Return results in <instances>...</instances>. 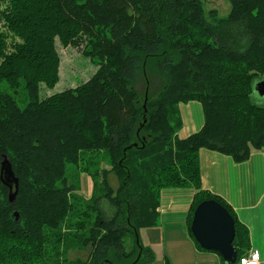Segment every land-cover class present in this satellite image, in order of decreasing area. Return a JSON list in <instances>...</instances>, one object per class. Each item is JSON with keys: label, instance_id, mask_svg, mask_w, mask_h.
<instances>
[{"label": "trees", "instance_id": "obj_1", "mask_svg": "<svg viewBox=\"0 0 264 264\" xmlns=\"http://www.w3.org/2000/svg\"><path fill=\"white\" fill-rule=\"evenodd\" d=\"M228 1L229 14L209 21L201 0H0V162L18 178L13 203L0 182V264H151L139 231L156 224L161 189L185 187L192 239L195 207L217 201L233 218L239 264L248 231L202 188L198 155L239 163L264 152V102L251 97L264 75V0ZM79 36L96 72L41 98L40 84L58 81L56 41ZM190 100L204 124L179 138L178 105ZM69 164L90 175L88 199Z\"/></svg>", "mask_w": 264, "mask_h": 264}, {"label": "crops", "instance_id": "obj_2", "mask_svg": "<svg viewBox=\"0 0 264 264\" xmlns=\"http://www.w3.org/2000/svg\"><path fill=\"white\" fill-rule=\"evenodd\" d=\"M178 108L182 125L177 136L185 138L204 124L202 105L190 100L179 103ZM198 155L202 188L222 197L232 207L249 234L247 254L256 252L259 264H264V152L252 150L248 159L239 163L226 154L206 148H201ZM193 195L194 190L189 187L161 189L156 224L140 229L160 230L161 264L165 261L170 264H223L217 252L198 247L189 234L186 215ZM144 235L147 240L154 238L150 231ZM146 246L154 252L151 245Z\"/></svg>", "mask_w": 264, "mask_h": 264}, {"label": "rangeland", "instance_id": "obj_3", "mask_svg": "<svg viewBox=\"0 0 264 264\" xmlns=\"http://www.w3.org/2000/svg\"><path fill=\"white\" fill-rule=\"evenodd\" d=\"M201 3H203V10L209 21L213 20V18L210 16L211 11L215 12L216 18L226 17L230 12V2L228 0H201ZM3 6L4 3L0 4V8ZM85 44L86 39L83 36L77 37L73 43H69L66 46L61 45L58 41H56V50L60 57L58 66V81L53 87H46L44 84H40L41 98L61 92L65 89L74 87L76 88V86L86 82L96 72L98 68L96 63L97 60L84 54L83 51L85 49ZM14 97L21 107H23L27 102V94L22 87L17 88ZM251 97L254 99V101L260 103L264 102V97H260L256 92H253ZM99 159L101 160L99 162V167H109L105 157H99ZM91 171H93V168ZM66 176L70 183H72L75 187V192L77 194L81 195L85 199L90 197L93 182L88 173L82 169H79V167L69 164L67 165ZM84 195H87V197H84ZM146 231H150L154 238L147 240L144 235V232ZM140 232L141 237H139L141 243L145 247H148L146 245H151V247L154 249L153 254L155 255L153 264H161V250L163 243L160 237V230L157 231L156 229L152 228L146 229L145 231L142 230Z\"/></svg>", "mask_w": 264, "mask_h": 264}, {"label": "water", "instance_id": "obj_4", "mask_svg": "<svg viewBox=\"0 0 264 264\" xmlns=\"http://www.w3.org/2000/svg\"><path fill=\"white\" fill-rule=\"evenodd\" d=\"M253 92L264 97V75L255 81ZM1 159L0 182L8 188V200L13 203L18 190V178L12 172L9 158L2 155ZM14 215L17 218L16 212ZM190 230L201 248L217 252L225 264L235 263L234 221L229 212L217 201L203 200L195 207Z\"/></svg>", "mask_w": 264, "mask_h": 264}, {"label": "built area", "instance_id": "obj_5", "mask_svg": "<svg viewBox=\"0 0 264 264\" xmlns=\"http://www.w3.org/2000/svg\"><path fill=\"white\" fill-rule=\"evenodd\" d=\"M239 264H259L258 254L251 252L239 258Z\"/></svg>", "mask_w": 264, "mask_h": 264}]
</instances>
